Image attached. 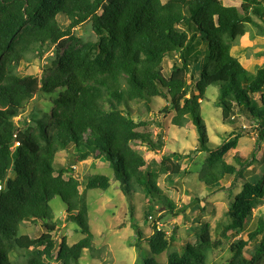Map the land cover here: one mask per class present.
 I'll return each mask as SVG.
<instances>
[{"label":"trees","instance_id":"16d2710c","mask_svg":"<svg viewBox=\"0 0 264 264\" xmlns=\"http://www.w3.org/2000/svg\"><path fill=\"white\" fill-rule=\"evenodd\" d=\"M238 1L236 7L215 0H0V264H74L84 250L94 252L87 208L79 207L80 188L85 193L106 191L110 179L100 173L80 179L71 165L55 169L56 155L68 147L73 162L106 163L125 197L140 193L152 199L157 194L165 216H181L182 224L198 223L205 206L200 198L191 197L178 211L161 193L159 177L181 173L179 160L188 164L192 154H207L199 180L210 189L209 195L236 187L254 160L229 156L237 147L235 135L209 149L197 101L202 102L207 88H216L222 123L231 124L238 107L264 139V69L246 89L248 72L230 54L248 26L264 35V0ZM60 16L67 19L66 30L56 19ZM86 22L94 41L82 42L72 33ZM48 44L58 54L50 74L38 82L20 79L16 73L20 62L28 55L43 57ZM172 56L177 60L165 78L163 64ZM39 88L58 95L51 117L45 114L15 126L11 120L22 102ZM249 93L259 95L262 109ZM154 98L169 100V110L175 112L173 125L182 127L189 117L198 134L193 153L163 155L158 165L154 163L156 173L146 169L134 147L156 151L163 142L153 140L147 122L133 118L132 110L134 103ZM13 144L18 146L11 149ZM9 173L12 179H7ZM226 176L231 182L218 186ZM54 196L65 205L66 221L83 237L71 246L64 237L56 243L53 236L56 224L49 202ZM263 203L264 166L260 176L241 185L218 229L223 239L233 238L225 264H256L264 258V219L246 230V220ZM25 227H32L31 232ZM154 227L148 244L158 256L169 243ZM39 228L44 231L36 237ZM207 228L201 229L199 242L205 244L201 247L209 243ZM191 246L170 254L166 264H205L201 251Z\"/></svg>","mask_w":264,"mask_h":264},{"label":"rangeland","instance_id":"374dc122","mask_svg":"<svg viewBox=\"0 0 264 264\" xmlns=\"http://www.w3.org/2000/svg\"><path fill=\"white\" fill-rule=\"evenodd\" d=\"M215 1L224 6L238 7L240 5L238 0ZM101 13V11L98 12L99 15ZM56 19L61 29L66 30L67 19L61 16ZM261 27L264 29V26ZM258 32L259 29L248 26L244 36L236 38L230 52L248 72L247 83L244 85L246 89H248V84L255 82L257 71L264 69V35L258 36ZM72 33L82 42L95 40L90 22L75 28ZM57 55L55 46L48 44L47 52L43 57L28 55L20 62L16 72L17 76L20 79L40 81L43 76L47 77L50 74ZM176 60L177 58L172 56L163 64L162 73L165 78L169 76L172 63ZM262 92L264 93V86ZM32 94H34L32 98L25 99L22 102L23 108L12 118L11 122L15 126H21L23 122L36 121L45 114L51 117L52 101L57 98V93L44 94L39 88L38 92L34 89ZM248 96L262 109L259 95L249 93ZM217 97L216 88H207L204 91L202 102L197 101L209 137V149L225 143L232 135H235L238 137L237 147L229 156L236 154L244 160L253 159L254 162L245 171L243 179L236 187L214 195H209L210 189L199 180L203 161L207 157L204 153L192 154L193 160L188 164L185 163L186 159L179 160L182 167L181 173L171 177H159L157 184L161 193L176 205L178 211L182 206L187 205L191 197L201 199L205 212L199 214V222L196 224L190 223L192 220H187L182 224L181 216L172 214L165 216L163 206L156 202L159 198L157 194H153L152 199L140 193H135L129 198L125 197L118 189V184L114 181L113 174L107 168L106 163L99 160H93L89 164L73 162L71 147L56 155L53 164L55 169L71 165L73 174L80 179L96 173L104 174L110 179V187L106 191L88 190L85 193L83 186L80 188L83 195L79 199V207L87 208V223L93 235L94 252L84 250L80 259L74 264H145L147 260L154 264H166L170 254L174 252L181 254L186 246L191 245L193 251H201L205 264H225L229 260L233 238L223 239L218 235V229L225 220L224 214L228 211L235 195L240 191L241 185L249 178H257L261 175L264 166V139H259L255 127L249 124L238 107L234 109L231 124H223L221 110L216 107ZM132 110L133 118L147 122V130L152 134L153 140L160 138L163 142L162 149L156 151L139 145L134 147L144 158L146 169L150 172L158 171L154 163L158 165L163 155L171 153L188 155L198 148V134L189 117L182 127L172 124L175 112L169 110L168 99L154 98L146 104L138 101L133 104ZM15 147L14 144L11 149ZM14 157L15 152L12 151V158ZM12 178L13 174L9 173L7 179ZM229 182H231V177L226 176L218 182V186ZM4 186L5 183L1 185V187ZM49 206L56 224V231L53 233L56 243H59L63 237L69 246L80 241L83 238L80 230L75 224L66 221V208L61 200L54 196ZM149 208L153 210L148 214ZM259 219H264V203L252 211L246 220V230H253ZM204 225L208 226L206 232L209 243L208 246L201 247L205 245L199 242ZM154 226L165 233V238L169 243L167 250L158 256L152 254L148 244L149 238L155 233ZM25 230L31 232L32 227H25ZM43 231L39 228L34 235L38 237ZM240 236L245 237V235ZM256 264H264V258Z\"/></svg>","mask_w":264,"mask_h":264},{"label":"built area","instance_id":"2783aa9c","mask_svg":"<svg viewBox=\"0 0 264 264\" xmlns=\"http://www.w3.org/2000/svg\"><path fill=\"white\" fill-rule=\"evenodd\" d=\"M200 101V100H199ZM15 146H18V144H15Z\"/></svg>","mask_w":264,"mask_h":264},{"label":"water","instance_id":"95a60500","mask_svg":"<svg viewBox=\"0 0 264 264\" xmlns=\"http://www.w3.org/2000/svg\"><path fill=\"white\" fill-rule=\"evenodd\" d=\"M163 111L165 112L166 110L164 109Z\"/></svg>","mask_w":264,"mask_h":264},{"label":"clouds","instance_id":"9594fccd","mask_svg":"<svg viewBox=\"0 0 264 264\" xmlns=\"http://www.w3.org/2000/svg\"><path fill=\"white\" fill-rule=\"evenodd\" d=\"M14 145V144H13Z\"/></svg>","mask_w":264,"mask_h":264}]
</instances>
